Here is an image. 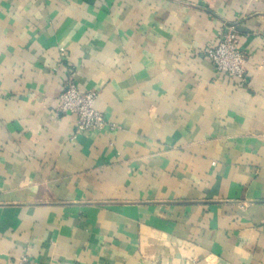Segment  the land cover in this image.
I'll return each mask as SVG.
<instances>
[{"label":"crops","instance_id":"1","mask_svg":"<svg viewBox=\"0 0 264 264\" xmlns=\"http://www.w3.org/2000/svg\"><path fill=\"white\" fill-rule=\"evenodd\" d=\"M226 25L242 82L206 51ZM72 80L109 126L57 111ZM264 264V0H0V264Z\"/></svg>","mask_w":264,"mask_h":264},{"label":"built area","instance_id":"2","mask_svg":"<svg viewBox=\"0 0 264 264\" xmlns=\"http://www.w3.org/2000/svg\"><path fill=\"white\" fill-rule=\"evenodd\" d=\"M206 58L217 73L240 82L244 80L246 53L241 49L238 33L233 25H226L217 34L216 44L209 48ZM95 91H80L69 80L58 97L57 111L75 118L76 132H100L109 126L104 116L95 110ZM113 128V126H109ZM12 264H36L23 255Z\"/></svg>","mask_w":264,"mask_h":264}]
</instances>
